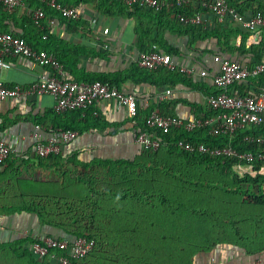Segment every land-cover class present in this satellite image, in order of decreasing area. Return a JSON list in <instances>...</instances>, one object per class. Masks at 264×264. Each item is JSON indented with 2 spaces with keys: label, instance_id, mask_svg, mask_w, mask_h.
<instances>
[{
  "label": "crops",
  "instance_id": "obj_1",
  "mask_svg": "<svg viewBox=\"0 0 264 264\" xmlns=\"http://www.w3.org/2000/svg\"><path fill=\"white\" fill-rule=\"evenodd\" d=\"M60 1L79 7L82 19L68 20L58 13L51 16L47 14L48 18L42 19L45 27L42 26L41 30L47 31L44 36L49 40V51L64 60L69 78L85 81L92 74L124 73L136 66L142 68L139 63L142 30H147L149 38L159 40L156 44L166 54L169 48L175 49L170 56L178 65L195 70L188 73L178 68L175 70L178 75L172 77L167 75L166 68L161 67L150 71V81L136 82L133 78H128L121 82L118 87L125 93L135 94L138 99L139 116L136 119L131 118L127 108L117 100L102 101L89 108L85 116L79 111L57 114L54 111L56 101L51 94L11 98L0 102V138L7 141L13 150L6 165L0 168V264H46L39 259L32 263L27 255H23L22 251L30 245L23 239L27 236L43 237L60 230L57 232L54 227L43 225L36 213L20 210L19 205L25 199L24 193L60 183L63 180L60 172L66 168L80 167L76 162L56 165L54 160L46 158L39 161L34 138L37 124L43 126L41 133L45 140L55 128L61 126L74 127L78 131L77 138L62 149L65 160L75 156L76 161L82 162L101 159L134 161L144 151L136 141L139 124L152 110L158 109L183 119L208 117L211 114L208 97L219 91L213 83V77L219 71L216 56L222 55L250 64L256 62L252 48L255 47L256 51L262 52L264 61V47L260 46L264 31L258 44H250L248 38L245 50L234 51L226 48L217 36L197 38V35L186 31L179 32L184 28L179 26L175 15L170 13L163 15L165 19L154 20L144 14L129 16L121 8L119 0ZM238 3L241 9L245 8L243 13L246 17L253 16L250 7L248 8V0H238ZM195 5H198L197 2L188 5L194 9L190 11L196 10ZM41 7L44 6L38 0H25L23 5L10 13L0 4V30L27 31L29 37L36 38L35 31H41L32 23V16ZM201 14L207 22L199 29L205 33L223 31L219 29L224 23L226 29L234 25L247 31L240 22L227 19V26L226 21L218 22L210 11L202 9ZM50 18H54L55 22L51 23ZM168 20H173L172 28ZM238 36L236 34L235 38ZM222 40L226 41L224 38ZM238 40L232 44H237ZM74 46L84 48L79 50ZM7 60L11 67L0 68V79L9 86L30 85L48 70L43 64L21 56L7 57ZM203 70L208 72L207 76L201 75ZM262 82L264 78L245 80L231 86L229 91L232 94L252 92L264 96ZM168 89H172L171 96L160 101L158 96ZM255 216L259 217L257 214ZM262 218L261 214L259 218L239 223L249 233L246 243L218 244L211 251L192 256L191 264H251L264 257V251L254 254L253 248L258 241L264 244V225L257 221ZM116 224L117 222H113V225Z\"/></svg>",
  "mask_w": 264,
  "mask_h": 264
},
{
  "label": "trees",
  "instance_id": "obj_2",
  "mask_svg": "<svg viewBox=\"0 0 264 264\" xmlns=\"http://www.w3.org/2000/svg\"><path fill=\"white\" fill-rule=\"evenodd\" d=\"M38 1L47 10L46 13L49 16L56 13L60 14L46 2ZM228 1L240 12H245L243 11L245 8L241 9L239 7L238 0ZM248 2V8L250 7L249 10L253 15L259 10L264 11V0H248ZM0 4L2 8L8 11L3 3L0 2ZM121 8L129 16L144 14L154 20L165 19L163 15L170 13L175 15L174 17L177 18L179 26L184 28L179 32L186 31L194 34V36L197 35V38L217 36L220 38L221 43L226 45V48L234 51L245 50L247 39L251 34L247 29L245 32L234 25L226 29L225 23L221 24L219 29L223 31L214 30L205 33L199 29L202 25L187 23L185 19L181 18L193 16L195 11L196 13L202 12L200 4L195 5L196 10L194 12L190 11L194 9L189 6H176L173 9L165 7L161 11H155L137 5L128 6L121 3ZM191 13L194 14L190 15ZM32 17V23L39 32L41 31V33L35 31L36 38L29 37L27 31L12 32L24 35L34 48L49 51L51 49L48 46L49 40L44 36L47 31L41 30L42 26L45 27V23L42 20L36 22L34 15ZM172 21L168 20L171 28ZM226 24H228L227 21ZM140 28L141 26L138 27L139 31ZM198 30L199 33H196ZM141 33V52L150 50L153 44L159 42L156 38H149L147 30H142ZM236 34H239L237 38H235ZM223 38L226 39L225 42L222 40ZM236 39H239L238 43L232 44L233 42L236 43ZM146 40L152 42L149 43ZM260 46L264 47V39L260 42ZM74 47L79 50L84 48ZM252 48L254 49L256 62L263 61L262 52L260 50L256 51L255 47ZM173 51L175 49L169 48L167 54L171 55ZM51 53L62 63H65L59 55L57 56L54 52ZM164 68L167 69V75L172 77L178 75L175 70ZM156 70L136 66L124 73L88 75L89 77L85 81L108 82L116 86H119L121 82L128 78H133L136 82H145L150 81L152 77L150 71ZM258 78H264V75ZM251 79L255 78L247 80ZM261 84L264 85V82ZM241 94L253 93L244 94L241 92ZM255 95L260 96L261 94L255 93ZM89 108L71 111H79L85 116ZM209 112L211 113L209 116L217 113L212 108ZM144 127L145 120L139 124L138 131L144 129ZM61 128L76 130L74 127L61 126ZM247 133L264 135V125L253 126L248 131H239L235 135L233 147L241 150H257L258 147L255 144L244 140ZM164 137L168 144L158 150L144 148L142 159L139 156L134 161L101 159L93 162H81V166L90 168L88 170L89 174L84 176L83 179L73 180L71 183L61 182L52 184L49 187L43 186L39 189H32L28 194L24 193L25 199L19 205V209L36 213L43 225H50L57 229V232L60 230L58 233L49 235H56L61 239H75L86 236L96 241L95 248L87 256L73 259L71 264H98L92 255L100 247L102 248V245L104 246L107 234L111 235L113 231L118 234L125 233L126 236L127 234H133L135 226L130 225V219L126 218L132 217V214L138 209L141 211H139V220L136 223L142 224L147 233L150 231L152 235L155 229L159 231V239L156 238L147 247L153 255H159L162 258L161 264H191L192 256L211 251L218 244L246 243L249 240V233L247 234L239 223L246 219L259 218L262 214L263 218L257 219V221L262 222L261 225H264V160L255 164L258 171L257 175L247 174L241 177L233 169V165L237 163L234 158L228 156L211 157L198 152H187L175 146V142L180 138L191 140L194 143L205 142L210 146H224L229 142L228 136H213L209 134V129L202 128L196 132L179 130ZM175 154L181 155L183 158H178ZM68 158L65 160L62 153L51 154L46 157L47 160H54L56 165L70 162L71 160ZM38 159L43 161L44 157L39 156ZM111 166L125 168L127 173L124 175L125 180L128 176H131L129 174H133L132 180H135V182H130L128 185L102 183L99 178V171L103 167ZM209 166H218L224 172H231L234 179L217 183L201 179L204 170ZM138 168H142V170ZM76 176L79 178V174ZM255 214L259 217H256ZM113 222H117L118 225H113ZM124 222H127V224L123 225ZM39 238L27 236L23 239V241L30 244L28 248L22 251L23 255H27L32 263H36L38 258L32 252L31 245ZM253 248L254 254L261 253L264 251V244L258 241ZM42 262L52 263L48 258H45Z\"/></svg>",
  "mask_w": 264,
  "mask_h": 264
},
{
  "label": "built area",
  "instance_id": "obj_3",
  "mask_svg": "<svg viewBox=\"0 0 264 264\" xmlns=\"http://www.w3.org/2000/svg\"><path fill=\"white\" fill-rule=\"evenodd\" d=\"M25 0H0L9 12H13L24 4ZM46 2L61 16L68 20H80L83 17L79 7L66 5L60 0H40ZM128 6L137 5L142 8L161 11L165 7L173 9L176 6L186 7L194 2L201 8L213 13L218 22L231 19L242 23L248 31L250 44H258L261 41V33L264 31V11H257L252 17H246L228 0H119ZM48 18L43 7L34 12V19L40 22ZM185 19L187 23L203 25L207 21L201 12ZM54 23L55 19L50 18ZM95 24V23H94ZM21 56L43 64L48 68L37 81L30 85H6L0 79V102L26 96H41L51 94L55 98L54 111L64 114L71 110L86 109L99 104L102 101L117 100L127 108L131 118L139 116L138 99L133 93H125L118 86L108 82L77 81L70 79L64 63L53 53L47 50L34 48L22 34L0 31V68H10L11 63L7 57ZM219 64V71L213 77L214 85L219 89L217 94L208 97L209 107L217 113L208 117H193L183 119L177 115L166 114L154 109L145 118V127L136 134V141L145 149L158 150L168 144L164 136L184 130L196 132L198 129H209V134L225 135L229 142L224 146H210L205 142L194 143L191 140L180 138L175 146L187 152H198L211 157L228 156L237 160L233 169L241 177L247 174L257 175L255 164L264 160V135L247 133L244 140L255 144L257 150H241L233 147L235 135L239 131H248L253 126L264 125V96L255 94H232L229 89L237 83L250 78H258L264 75V61L245 64L228 57L219 55L215 57ZM139 63L149 70L167 67L193 73L194 68H186L178 65L170 55L166 54L158 44H153L150 50L142 51L139 55ZM202 76H207L206 70L201 71ZM172 94V89L166 90L158 96L160 101L166 100ZM97 114V112H95ZM34 138L35 152L37 156L49 157L51 154H61L65 145L75 140L78 131L73 129L55 128L49 138L45 140L41 131L43 126L36 125ZM13 153L11 145L0 138V168L6 165ZM96 246V241L86 236L75 239H61L54 235H45L32 243L31 250L39 260L48 258L53 264H71L73 259L87 256ZM251 264H264V257L258 258Z\"/></svg>",
  "mask_w": 264,
  "mask_h": 264
},
{
  "label": "rangeland",
  "instance_id": "obj_4",
  "mask_svg": "<svg viewBox=\"0 0 264 264\" xmlns=\"http://www.w3.org/2000/svg\"><path fill=\"white\" fill-rule=\"evenodd\" d=\"M141 155L136 158H141ZM178 158H183L181 155L175 154ZM172 157V156H171ZM75 156L69 157L72 163H78L80 167H74L73 169L66 168L62 172H60V176L63 177V183H71L73 180L83 179L84 176L89 174V169L85 166H81V162L79 160H75ZM142 159V158H141ZM145 159V158H143ZM73 160V161H72ZM141 169L142 168H138ZM101 171H104L103 173ZM79 174V178L78 175ZM126 169L121 166H111V167H103L99 171L101 182L106 183H115L118 184H126L128 185L130 182H135L132 180V175L128 176L125 180ZM92 177V176H91ZM201 179L211 182H226L232 181L231 172H224L218 166H209L206 170H204V175ZM61 183V182H60ZM139 211L136 210L132 217L126 218L130 219V225H134V232L132 235L125 233H116L115 231L112 234H107L108 236L105 239L104 246L100 247L99 250L93 253V258L97 260L98 264H161L162 258L158 255H153L149 249L148 244L154 242L157 238L159 239V231L155 229L153 235L152 233H147L146 229L143 228L142 224H138L139 220ZM39 217V216H38ZM126 225L127 222L122 223ZM118 225V224H116ZM50 226V225H49ZM138 228V229H137ZM150 240V241H149ZM155 256V257H154ZM153 257V258H152Z\"/></svg>",
  "mask_w": 264,
  "mask_h": 264
}]
</instances>
